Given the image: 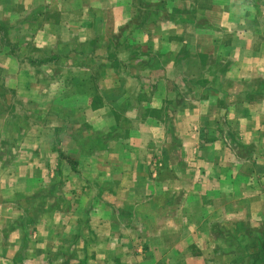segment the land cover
Returning <instances> with one entry per match:
<instances>
[{"label": "crops", "instance_id": "crops-1", "mask_svg": "<svg viewBox=\"0 0 264 264\" xmlns=\"http://www.w3.org/2000/svg\"><path fill=\"white\" fill-rule=\"evenodd\" d=\"M154 1L160 3L156 12L150 9ZM202 1L0 0V29L19 39L15 48L23 52L21 37L28 34L32 49L43 50L46 58L56 51L51 46L56 38L64 44L81 42L88 29L93 41L100 33L117 37L129 24L127 33L143 36L156 29L168 43L165 34L178 37L174 25H161L166 18L170 22L180 16L174 19L176 25L195 18L209 22L215 10L220 20L217 30L196 23L178 59L169 54L165 59L139 55L74 62L79 68H69L62 79L67 86L55 84L52 74L44 77L31 58L5 44L8 37L0 34V206L13 207L12 198L6 197L10 189L42 191L44 168L55 165L67 183L66 193L78 200L70 209L74 215L35 218L46 226L35 233L27 226L33 218L0 211V264H235V246L238 263L264 264L259 255L264 232L254 234L252 248L246 242L250 226L264 220V0ZM213 31L211 44L202 45L210 49L208 61L224 50L217 54L224 64L209 61V77L203 76L204 70L188 72L198 54L195 36ZM139 44H116L107 52L117 50L120 57L127 54L125 49L140 50ZM184 61L180 84L167 86L166 76L149 87L131 81L150 66L175 69ZM143 62L147 67L134 72ZM86 64L107 66H92L88 73L93 82L87 84L73 78L87 71ZM124 64L130 67L131 88L121 81ZM205 81L207 88L202 87ZM7 90L16 105H28L19 117L18 107L6 108ZM83 126L94 130V146H87L86 136L81 140L73 134ZM104 134L111 136L110 145L100 140ZM24 155L32 156L31 169L24 174L18 170L16 176L30 183L24 190L15 181L3 184L2 176L13 171L6 165L7 156ZM83 208L85 219L79 220ZM69 221L80 227L78 232L66 237V228L56 231L54 225ZM222 221H241L243 230L239 226L234 233L216 235L223 230Z\"/></svg>", "mask_w": 264, "mask_h": 264}, {"label": "rangeland", "instance_id": "rangeland-1", "mask_svg": "<svg viewBox=\"0 0 264 264\" xmlns=\"http://www.w3.org/2000/svg\"><path fill=\"white\" fill-rule=\"evenodd\" d=\"M200 2H203L202 0H200ZM206 2V1H205ZM158 4L159 1H154L153 3L151 2V10L152 12H156L158 9ZM217 5V4H216ZM219 5H223V4H219ZM212 7V6H211ZM216 7V6H215ZM227 8V7H226ZM214 9V8H213ZM216 9V8H215ZM209 11H212L211 9ZM169 12V11H168ZM100 13V12H98ZM196 14H198V12H196ZM201 13L199 12L198 16H194V17H200ZM210 14V12L208 13ZM217 12L214 10L213 11V15H208L209 17V22L206 20H202L200 18H195L196 20L193 23H181L179 25H176V21L174 20L175 18H179L180 20V16L179 17H175L172 18L171 21L169 22L168 19L166 18V21L163 22L161 25L163 27H167V26H172L174 25L176 28V36L178 37L177 40L183 41L184 43L182 45L175 43L176 37L174 33H170L169 35L165 34L166 36H169L171 41H169L168 43H165V39L161 38L158 34V31L156 29H154L153 31V35L151 33L145 34V35H139L137 33H127L126 29L130 30V25H125L126 29H121L118 32H116L117 37H115L116 35H114V37L109 36L108 35H103L102 33L97 34L94 38L93 41H91L90 35H92L88 30H86V32L84 33V35L81 36V42H67L68 44H64V43H58V40L56 38L55 42L51 45L52 47L56 48V51H54L53 53H49V58H46L47 56H43V50L39 49L38 52L34 51L35 49H32L33 46V41H32V37L28 34H23V36L21 37V45H23V52L20 51L22 48H15L17 45H19V39H15L14 36H10L9 33H7L6 29H2L3 27H1L0 29V34H3L4 37H8L7 40L5 39V44L7 43V45H9V47H12L13 49H16L18 51L21 52L22 56H24L27 60H30L35 63L34 66H36L42 73V75H44V77H48L51 74L54 75V80L55 84H57V82L66 84L62 81V79L65 78V76H67L68 74V70L69 68H73V69H78L79 67H76L77 65H74V62H77L79 60H90L92 58H94V61L96 62V60L99 57L105 58L108 57L109 59H116L117 61L121 60V57H138L139 55H141V58H146L147 56L149 58H167L169 56V54H171V56L175 57V58H179L180 55L183 54V51H185V49H187V47L184 48V46L186 45V42H190V38L191 36H189V34L193 33V29H191L192 27L194 28L195 24H202V26H204L205 28H211L217 30L219 28L218 25L215 24H219L220 25V20L219 18H216ZM99 18V15L97 16ZM217 19V20H216ZM23 20V19H22ZM217 21V22H216ZM98 22V21H97ZM22 23H29V20L24 19L22 21ZM21 23V24H22ZM19 24V22L17 23ZM151 27H153L151 25ZM187 32L188 34L184 33ZM191 32V33H190ZM7 33V34H6ZM129 34V35H128ZM214 35V31L213 34H210V32L206 33V32H202L199 33L198 36H195V51L198 52V54L196 56H194L191 59V64H189V70L188 72H194V71H198V70H204L206 73L203 74V76L209 77L210 75H213L212 72H210L209 70H212L213 67L212 65H210L212 61H216V62H220V64H224V62L222 61V58L218 57V53L222 55L223 52H225L224 50H218V53L213 57H211V59L208 61V55L206 54V52H208L210 49L207 47H204L202 44H211V39ZM163 36V35H162ZM23 37L25 38V41L23 40ZM164 37V36H163ZM1 38V37H0ZM61 41H64L62 37L59 38ZM2 40V39H1ZM140 42V50L138 49H125L126 53H122L120 57H118L116 55V52L118 53V51H114V52H107V49L110 48L111 46L114 45H118L120 47L126 48V47H130L131 44L133 42ZM146 42V43H145ZM179 42V41H177ZM4 43V42H2ZM144 43V44H143ZM166 45L169 49L168 51H165V48H161V50L159 49V46H163ZM176 45H180V49L175 50L176 49ZM36 48H38L36 46ZM178 52V53H176ZM115 53V54H114ZM158 53V55H157ZM33 54V55H32ZM199 54H202V57H199ZM205 63H200V60H202ZM227 59V58H226ZM47 60H50L49 62ZM186 61V60H185ZM182 62V65H175V69L172 66H169L167 68L164 69L162 66L158 65L156 67H152L150 66L149 70L147 73H143L140 72L144 66H146L143 62L142 64H137L136 66L138 67V69L133 70L134 72H137L141 75L135 76V78H133L131 81L135 82V79L138 80V82H146L147 86H151V84H156L158 82H163V77L166 76L167 79H165V83H167L169 87L172 86L173 82H177V84H180V75H181V71H183L184 69L187 68L186 62ZM193 61L195 63H193ZM48 62V63H47ZM53 64V65H51ZM56 64V65H55ZM58 64V65H57ZM87 71H85L84 73H81V75H74L73 78H77L75 80H79L80 79H84V81L88 84H91L93 81L91 80V78L89 77V71L91 69V67H105L107 66L106 64H102L100 66H97V64H86ZM153 65V63L151 64ZM225 65H229V61L227 60ZM147 67V66H146ZM128 64H124L121 66V70H122V75L121 76V81H123V83H127L130 88L132 87V85L130 84V79L131 76L129 77L127 72H128ZM83 69V70H86ZM131 71V70H130ZM209 72V73H208ZM174 73L175 76L173 75ZM126 76V77H125ZM140 76V77H139ZM89 77V78H88ZM170 78V79H169ZM53 79V78H52ZM87 79V80H86ZM36 83V82H35ZM200 83H203V81H199L198 85H200ZM211 82V86H212ZM123 84V85H124ZM37 86V84H35ZM225 84H222L221 87H224ZM88 86V85H87ZM207 88L206 85V81L204 82V84H202V87ZM216 85H214L215 88ZM88 88V87H87ZM10 90H7L6 94H5V103H6V108L7 110L10 109H14L16 110L18 107V110H16L17 116L19 117L20 114H23L26 112V108L28 107V105H26L25 103L21 105H16V103H14V94L13 92H9ZM202 92V88L198 89V93ZM146 93V92H145ZM206 92H204V96ZM188 98H190V95H188ZM196 101H199L195 98H192V103L193 104H197ZM29 116V113H26ZM8 116H11V113H7ZM29 119V117H28ZM84 126L82 127V130H74L73 134L77 135V137H79L81 140L86 136V144L87 146H94L95 145V134H94V130L92 131V129L86 128L85 130H83ZM100 138H97V140ZM103 142V145L105 144H109V142H111V136H107L104 134L103 139H100ZM8 145V144H7ZM6 145V146H7ZM9 149V146H8ZM29 154V153H26ZM12 155H14V153H12ZM78 157V156H76ZM110 157V156H108ZM32 156H7V163L6 165L11 167V169L13 170L9 176H5L3 178V184H7V183H12L13 181L20 184V188H24L23 185H26V183H30V180H28V178L25 179H18L16 175H18L17 171L19 170L20 172H22L21 174H24L25 172H29L31 167H30V162H32ZM32 164V163H31ZM29 167H28V166ZM9 167V168H10ZM33 168V166H32ZM59 168L55 165V167H51L48 166L47 168H44L43 171V175L44 178L42 180V191H39V193L35 190L34 188H31L30 190H26L23 191V193H18L15 191H8L6 193V197L8 198V196H10L12 198V202H13V207L8 208L6 205V208L4 209L3 206H0V211L1 212H5L6 214H8L9 216H14L15 213L19 214V216L23 217V218H33L34 221L31 223H28L27 226L31 229L32 232H36L37 231V227L41 226L39 224L40 221H36L35 218H45V216H50L52 213H54V216H70V215H74V213L71 212V207H72V202L76 203L78 202V200H76L77 198L73 195H69L68 190H66V182L63 181V178H61V174L58 172ZM26 177L28 176V173L25 174ZM111 175V172H110ZM109 175V176H110ZM108 178L104 179V184L108 183L109 181L107 180ZM32 184V183H31ZM12 187V185H11ZM10 187V188H11ZM68 189V188H67ZM66 190V191H65ZM51 191H53L52 194H48ZM2 194V193H1ZM42 194H45V197L42 198ZM2 198V197H0ZM47 199H49V201H47ZM47 201V202H46ZM52 204V205H49ZM54 206V210H48L47 207H51ZM83 210V211H82ZM82 210H80L81 217H78V219L80 220V218H84L85 219V215H86V210L83 208ZM75 211H79L77 209L74 210ZM65 220L67 221V219L65 218ZM68 223V221H67ZM64 224L62 225V223H59V225H54V227H56V231L58 233H64V228H66L65 230V235L66 237H71L70 235H73L75 232L79 231V226L78 225H74L73 223H69L70 224ZM36 226V227H35ZM222 229L221 231L215 232L216 235H221L224 236L225 234H229V233H234L236 231H238V228L240 226L241 232L243 230V224L235 222V223H231V224H227V222L222 221ZM42 228H46V226L43 224V226H41ZM252 229L248 230L247 236L248 239L246 240V242L248 243V248L252 246H254V241H255V236L257 234H260L262 232H264V220L257 224V225H252L250 226ZM248 228V227H247ZM254 234H256L254 236ZM222 242V241H221ZM73 245V243L68 242V244ZM220 243V242H217ZM252 246H251V245ZM264 245V244H262ZM229 247V246H228ZM234 248V247H233ZM261 250H264V246L261 247ZM252 251V250H251ZM250 250H248V253L251 252ZM261 259L264 260V251L262 253L259 254ZM232 256V262L235 264H242L238 263V248L235 246V251L234 253L231 255ZM249 256V255H248ZM249 259V257H248ZM169 264L170 261H168Z\"/></svg>", "mask_w": 264, "mask_h": 264}]
</instances>
